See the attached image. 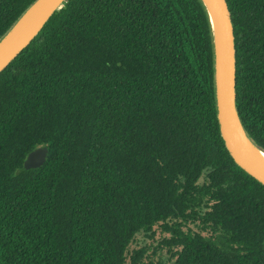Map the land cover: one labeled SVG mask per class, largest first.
I'll list each match as a JSON object with an SVG mask.
<instances>
[{
    "label": "trees",
    "instance_id": "16d2710c",
    "mask_svg": "<svg viewBox=\"0 0 264 264\" xmlns=\"http://www.w3.org/2000/svg\"><path fill=\"white\" fill-rule=\"evenodd\" d=\"M34 1L0 0V39ZM226 1L264 151V0ZM216 114L202 0H65L0 71V264H264V184Z\"/></svg>",
    "mask_w": 264,
    "mask_h": 264
},
{
    "label": "water",
    "instance_id": "95a60500",
    "mask_svg": "<svg viewBox=\"0 0 264 264\" xmlns=\"http://www.w3.org/2000/svg\"><path fill=\"white\" fill-rule=\"evenodd\" d=\"M64 1L35 0L23 12L0 39V71L30 43L49 17L63 6ZM202 1L208 12L212 31L215 104L221 137L234 162L264 184V165L250 155L247 146L252 144L257 149L260 148L248 137L236 108L234 32L227 1ZM47 155V146L35 148L25 157L22 169L42 166Z\"/></svg>",
    "mask_w": 264,
    "mask_h": 264
},
{
    "label": "bare ground",
    "instance_id": "6f19581e",
    "mask_svg": "<svg viewBox=\"0 0 264 264\" xmlns=\"http://www.w3.org/2000/svg\"><path fill=\"white\" fill-rule=\"evenodd\" d=\"M247 149L250 153V155L259 163L264 165V152L261 151L260 149H257L254 147L252 144L247 146Z\"/></svg>",
    "mask_w": 264,
    "mask_h": 264
},
{
    "label": "rangeland",
    "instance_id": "374dc122",
    "mask_svg": "<svg viewBox=\"0 0 264 264\" xmlns=\"http://www.w3.org/2000/svg\"><path fill=\"white\" fill-rule=\"evenodd\" d=\"M150 260L153 262L152 264H156V260L155 259L153 260V259L150 258ZM144 264H150L149 260L148 259H144Z\"/></svg>",
    "mask_w": 264,
    "mask_h": 264
}]
</instances>
